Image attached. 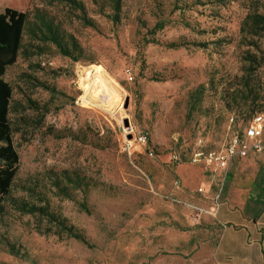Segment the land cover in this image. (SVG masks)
Segmentation results:
<instances>
[{"label":"rangeland","instance_id":"1","mask_svg":"<svg viewBox=\"0 0 264 264\" xmlns=\"http://www.w3.org/2000/svg\"><path fill=\"white\" fill-rule=\"evenodd\" d=\"M83 1L94 28L46 0H0V12L58 14L85 50L86 59L75 62L52 45L28 47L3 78L13 89L20 157L12 197L46 199L87 239L0 199V264H215L206 224L197 221L205 170L191 159L197 150L227 148L254 116L264 117L263 70L253 107L254 95L241 93L236 109L223 94L244 75L248 52L264 57V37L258 52L242 44L240 32L253 8L264 15V0H124L119 25ZM159 19L164 28L153 34ZM139 133L146 143L123 151ZM242 166H256L254 178L264 179L259 155L235 156L226 179H237ZM61 171L86 179L87 196L52 190L49 175Z\"/></svg>","mask_w":264,"mask_h":264},{"label":"trees","instance_id":"2","mask_svg":"<svg viewBox=\"0 0 264 264\" xmlns=\"http://www.w3.org/2000/svg\"><path fill=\"white\" fill-rule=\"evenodd\" d=\"M213 1L224 4L238 0ZM92 2L97 8L98 14L106 17L114 25L121 23L124 0H92ZM46 4L48 7L66 8L67 13L71 14L70 21L77 20L84 26L96 27V23L88 15V9L83 0H46ZM164 24L165 22L159 19L153 27V34L162 30ZM240 32L242 44L249 49L260 52V44L257 41L264 37V15L260 14L257 8H253L243 20ZM48 45L54 46L62 56L72 61L78 62L86 59L84 48L80 45L77 37L67 29L66 21L61 19L58 14L47 9L21 12L6 8L0 12V199H10L12 206L18 212L44 216L67 236L86 244L85 235L68 225L64 218L57 217L52 213L50 204L46 199H43L40 204H35L12 197L20 157L14 144V130L10 120L13 89L3 77L7 68L14 65L21 52L28 50V47L42 52ZM248 56L245 59L244 75L234 79L235 85L224 88L223 94L229 108L235 105L237 109V102L241 93L254 95L253 99L250 100L249 108L261 100L262 79L259 71L263 70L264 72V57L258 59L256 53L250 52H248ZM49 178L50 188L67 198H71L72 192H81L86 197L90 190L89 182L76 173L69 171L51 172ZM23 190L29 191V189ZM3 208L0 202V211Z\"/></svg>","mask_w":264,"mask_h":264},{"label":"crops","instance_id":"3","mask_svg":"<svg viewBox=\"0 0 264 264\" xmlns=\"http://www.w3.org/2000/svg\"><path fill=\"white\" fill-rule=\"evenodd\" d=\"M256 168L223 180L204 168L210 188L197 221L206 224L215 264H264V179L254 178Z\"/></svg>","mask_w":264,"mask_h":264},{"label":"built area","instance_id":"4","mask_svg":"<svg viewBox=\"0 0 264 264\" xmlns=\"http://www.w3.org/2000/svg\"><path fill=\"white\" fill-rule=\"evenodd\" d=\"M133 138V141H127L122 146L123 151H130L133 148V142L145 144L148 136L145 133H139ZM249 155H259L264 161V117L262 115H257L249 121L242 133L237 134L227 148L197 150L193 153L191 162L203 166L209 174L218 175V179L223 180L226 179L230 163L235 156L246 158ZM206 186L199 187L198 191L207 193V188L210 187Z\"/></svg>","mask_w":264,"mask_h":264},{"label":"water","instance_id":"5","mask_svg":"<svg viewBox=\"0 0 264 264\" xmlns=\"http://www.w3.org/2000/svg\"><path fill=\"white\" fill-rule=\"evenodd\" d=\"M129 104V99H126L125 107L127 108Z\"/></svg>","mask_w":264,"mask_h":264}]
</instances>
